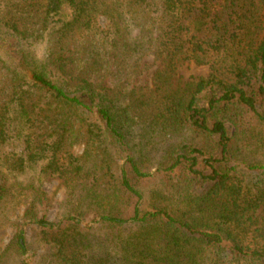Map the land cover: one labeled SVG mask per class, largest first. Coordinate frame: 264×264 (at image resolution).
I'll use <instances>...</instances> for the list:
<instances>
[{"label": "trees", "instance_id": "1", "mask_svg": "<svg viewBox=\"0 0 264 264\" xmlns=\"http://www.w3.org/2000/svg\"><path fill=\"white\" fill-rule=\"evenodd\" d=\"M147 52L161 66L130 90ZM42 175L69 190L59 223ZM12 226L0 264H32L26 226L58 264H264V0H0V237Z\"/></svg>", "mask_w": 264, "mask_h": 264}, {"label": "rangeland", "instance_id": "2", "mask_svg": "<svg viewBox=\"0 0 264 264\" xmlns=\"http://www.w3.org/2000/svg\"><path fill=\"white\" fill-rule=\"evenodd\" d=\"M134 36H138V33H135ZM45 52V46L39 47L35 51V55L40 59L43 57ZM141 65L143 69V74L135 78L131 81L129 85V89H137V92H145L147 89L151 88V74L152 72L157 68L161 66V61L156 59V57L151 52H147L144 54L141 58ZM178 73L188 81L197 80L199 78H207L210 74L209 67H197L195 65H189L184 64L179 67ZM106 86L108 88H113L114 84L110 81L105 82ZM149 141V139H148ZM153 142L155 140L153 139ZM87 149L83 146L76 147L73 149L74 153L76 155H79L80 157L84 156L85 151ZM113 152V151H112ZM120 164H123V161H119ZM36 172L29 173L27 177L22 178L20 181L25 183H35L38 184L37 179H35ZM156 182H154L151 185L155 187ZM42 188V191L46 194V200L45 204H43V207L46 209L48 213V217L50 222L52 223H59L64 217L67 211H69V207L67 203L65 202L68 195V188L66 185L62 183V181L56 180V179H50L47 178L45 175H42V183L40 185ZM156 189H163L165 193L168 194V183L166 186H159ZM77 197V196H75ZM73 197L72 202L73 206H77V198ZM71 208V206H70ZM145 208L147 209L146 205ZM8 215L11 214V212L7 213ZM17 218L13 217V220H16ZM19 220V219H18ZM16 220V221H18ZM92 218L88 217L85 219V221L81 224V229H83L86 233H89L86 228L91 224ZM18 223L21 224V222L18 221ZM25 232L26 238L28 240V245L30 247L29 253L26 257V259H29L32 261V264H58L57 259L54 256L55 250L51 248L50 245L44 243L41 241V237L38 235V231H35L34 226H26L22 228ZM17 228H7L4 235H1L0 237V251H4L6 245L12 240V237H15L17 235L16 231ZM105 231H99L96 235L89 234L90 239L92 241V246L95 248L97 253H101V251L97 250L99 247L97 246L98 241L95 239H100L99 241L106 240L105 237Z\"/></svg>", "mask_w": 264, "mask_h": 264}]
</instances>
